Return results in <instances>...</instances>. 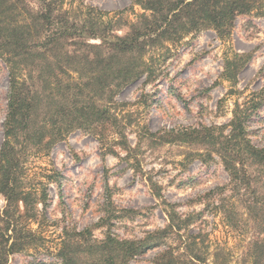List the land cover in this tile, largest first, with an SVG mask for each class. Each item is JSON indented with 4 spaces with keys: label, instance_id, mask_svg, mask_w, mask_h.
Masks as SVG:
<instances>
[{
    "label": "rangeland",
    "instance_id": "obj_1",
    "mask_svg": "<svg viewBox=\"0 0 264 264\" xmlns=\"http://www.w3.org/2000/svg\"><path fill=\"white\" fill-rule=\"evenodd\" d=\"M63 9L78 13L79 20L101 11L119 36L132 33L143 15H150L136 0H64ZM89 42L101 43L97 38ZM233 59L239 63L236 82L225 77L226 62ZM144 61L153 65V81L143 74L113 97L114 103H126L117 112L126 115L122 125L131 152L119 144L121 137L112 127L104 132V142L100 130L98 135L76 130L48 153L29 151L23 182L47 198L38 203L37 218H22L34 233L29 248L11 254L6 264H61L56 255L67 232L79 239L76 233L89 231L88 243L94 247L109 234L144 240L168 224L169 205L183 217L203 213L187 234L201 228L207 235L209 264L220 250L227 264H252L254 242L264 237V170L253 169L252 193L237 195L217 155L209 159L203 155L206 147L168 141L183 129L228 125L236 106L252 99L264 103V8L238 16L224 39L213 29H202L149 50ZM9 89V69L0 59V150ZM250 139L264 149V104L250 124ZM214 190L219 191L205 200ZM222 199H230L231 222L215 209ZM6 204L0 195L2 211ZM249 204L258 216L247 210ZM103 219L109 221L102 224ZM162 249L150 247L130 262L153 264Z\"/></svg>",
    "mask_w": 264,
    "mask_h": 264
},
{
    "label": "trees",
    "instance_id": "obj_2",
    "mask_svg": "<svg viewBox=\"0 0 264 264\" xmlns=\"http://www.w3.org/2000/svg\"><path fill=\"white\" fill-rule=\"evenodd\" d=\"M136 2L150 15H143L132 33L119 36L112 32V21L103 20L101 11L79 20L78 13L63 9L64 0H0V59L10 77L5 139L0 150V195L7 202L5 209H0V264H6L11 254L29 248L34 233L22 218H37V205L47 198L45 193L40 196L26 189L23 182L24 161L30 150L48 153L76 130L97 135L100 130L98 136L104 142V132L112 127L121 137L119 144L131 152L122 125L126 115L117 112L126 103H114L113 97L143 74H147V82L153 81V65L144 61L145 54L207 28L224 39L238 16L264 8V0ZM90 38L101 43H90ZM238 68L235 59L228 60L225 77L236 82ZM263 104L260 98L252 99L243 107L236 106L228 125L183 129L168 142L206 147L203 155L220 158L233 192L246 196L252 193L253 169L264 170V149L250 139V124ZM217 191L206 193L205 200H211ZM229 201L222 199L215 209L231 222ZM169 207L168 224L148 233L144 240L129 241L109 234L94 247L88 243L89 231L76 233L79 239L67 232L56 256L61 264H131L136 256L156 247L163 249L153 264H209L207 235L201 228L197 234H187V228L203 213L183 217L173 205ZM247 210L258 216L252 204ZM260 230L264 232V223ZM171 240L178 244L174 246ZM254 249L252 264H264V237L254 242ZM214 258L213 264H227L228 256L222 250Z\"/></svg>",
    "mask_w": 264,
    "mask_h": 264
}]
</instances>
